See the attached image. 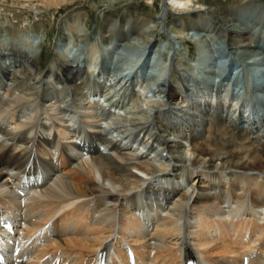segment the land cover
Instances as JSON below:
<instances>
[{
  "label": "bare ground",
  "instance_id": "1",
  "mask_svg": "<svg viewBox=\"0 0 264 264\" xmlns=\"http://www.w3.org/2000/svg\"><path fill=\"white\" fill-rule=\"evenodd\" d=\"M200 1L104 20L101 55L73 15L43 72L0 38V264L264 263V3Z\"/></svg>",
  "mask_w": 264,
  "mask_h": 264
},
{
  "label": "rangeland",
  "instance_id": "2",
  "mask_svg": "<svg viewBox=\"0 0 264 264\" xmlns=\"http://www.w3.org/2000/svg\"><path fill=\"white\" fill-rule=\"evenodd\" d=\"M43 1L0 0V38H6L7 42L10 41L9 43H19L23 50L25 46L23 42L22 46L20 38L37 35L36 45L39 55L32 67L39 72L46 70L51 63L57 62L58 39L67 29V19L71 16L85 15L87 20L83 28L90 34L86 49L88 51L92 47L96 55L97 52L101 55L102 50L97 39L102 32L101 27L104 20L118 19L123 13L131 15L134 19L138 17L154 18L160 11L162 2V0H66L56 8L45 5ZM239 1L241 0H202L200 3L227 5L237 4ZM255 2L264 3V0H255ZM171 10L168 17L163 21V31L166 36L173 32V17H177V12H174L175 9ZM165 34H162L164 38H166ZM15 40L19 42H15ZM183 48L187 49L189 54V57L186 58L185 56L187 63H194L197 58L194 44H190V47H186L184 44ZM99 149L102 150V146H99Z\"/></svg>",
  "mask_w": 264,
  "mask_h": 264
}]
</instances>
